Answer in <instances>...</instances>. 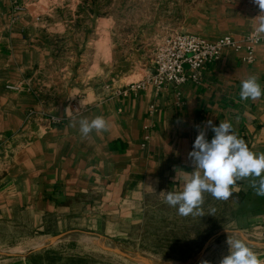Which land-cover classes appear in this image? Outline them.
Masks as SVG:
<instances>
[{"label":"crops","instance_id":"0c3cea01","mask_svg":"<svg viewBox=\"0 0 264 264\" xmlns=\"http://www.w3.org/2000/svg\"><path fill=\"white\" fill-rule=\"evenodd\" d=\"M244 56L245 52L227 50L219 61L204 66L198 83L189 82L177 90L170 87L160 94L149 86L121 95L117 89L123 86L113 85L102 88L100 95L99 88L90 87L89 101L70 100L67 94L58 97L62 90L53 86L44 88L49 95L42 98L31 88L12 95L11 100L2 96L0 252L20 249L25 254L0 259V264H36V251L50 250V245L35 249L36 241L44 244L73 232L109 235L107 230L115 221L144 223L153 205L165 203L159 193L181 191L194 170L188 153L198 135L197 125L205 129L209 120L216 126L229 121L252 152L264 153V95L257 100L239 96L241 81L252 74L264 89V45L256 47L254 62H245ZM76 88L68 86L66 93ZM3 90L0 84V94ZM36 103L60 123L25 128L20 110ZM97 116L109 122L108 131H93L85 138L78 123L72 126L81 118ZM206 133L211 141L214 133L210 128ZM254 179L258 178L238 180L232 196L219 200L230 217L217 235L249 242L260 249L255 253L264 261V196L256 194ZM211 248L206 244L197 255L167 264L205 262Z\"/></svg>","mask_w":264,"mask_h":264},{"label":"rangeland","instance_id":"374dc122","mask_svg":"<svg viewBox=\"0 0 264 264\" xmlns=\"http://www.w3.org/2000/svg\"><path fill=\"white\" fill-rule=\"evenodd\" d=\"M258 12L254 0H0V100L30 88L42 98L49 95L47 86L70 100L89 101L92 86L99 95L102 88L123 86L117 89L122 95L152 72L157 50L177 36L210 43L231 38L242 48L231 51L245 52L243 59L259 39L254 62L256 47L264 45V35L254 31ZM68 86L77 88L68 95ZM43 107L36 103L20 110L25 128L59 124ZM212 209L214 215H208ZM202 210V217H185L166 203L153 205L142 224L110 222L109 235L73 232L44 244L36 241L35 249L50 245V250L36 251L33 258L36 264H167L197 255L209 244L213 252L206 262L217 264L224 251L229 254L228 236L217 234L230 213L211 194L204 196ZM19 250L0 252V259L25 254Z\"/></svg>","mask_w":264,"mask_h":264},{"label":"clouds","instance_id":"9594fccd","mask_svg":"<svg viewBox=\"0 0 264 264\" xmlns=\"http://www.w3.org/2000/svg\"><path fill=\"white\" fill-rule=\"evenodd\" d=\"M261 12L255 18V33L264 35V0H254ZM264 95L258 82V77L249 75L241 81L239 96L242 100H257ZM79 125V131L87 138L93 131L100 134L109 130V122L102 116L91 120L81 118L73 122V127ZM198 135L193 149L188 153L194 170L190 172L183 183L181 191H163L164 202L176 208L179 215L204 216L202 205L204 194L208 193L217 200L227 201L235 190L238 180L253 177L252 187L256 194L264 196V153L252 152L245 141L233 131L229 121H220L216 126L211 120L206 122L205 129L196 126ZM214 133L209 141L206 138V129ZM215 209L208 215H214ZM229 254L224 256L219 264H264L258 255L243 239H227ZM208 264V262H203Z\"/></svg>","mask_w":264,"mask_h":264},{"label":"built area","instance_id":"2783aa9c","mask_svg":"<svg viewBox=\"0 0 264 264\" xmlns=\"http://www.w3.org/2000/svg\"><path fill=\"white\" fill-rule=\"evenodd\" d=\"M254 40H250L252 44ZM260 42L254 41V45L248 48L249 56L244 59L252 62L254 46ZM242 48L231 38H223L215 43L206 42L193 36H177L169 38L166 43L157 50L152 72L143 80L127 86L122 95L139 93L151 86L155 93L160 94L172 87L176 90L189 82L198 83L202 69L208 64L219 61L227 50L240 51ZM155 106H150L153 113ZM50 126H51V122ZM52 123H56L55 121ZM60 120L57 121V124Z\"/></svg>","mask_w":264,"mask_h":264},{"label":"water","instance_id":"95a60500","mask_svg":"<svg viewBox=\"0 0 264 264\" xmlns=\"http://www.w3.org/2000/svg\"><path fill=\"white\" fill-rule=\"evenodd\" d=\"M145 262V264H151L150 262H148V261H144Z\"/></svg>","mask_w":264,"mask_h":264}]
</instances>
